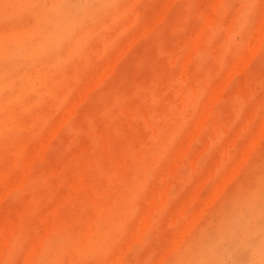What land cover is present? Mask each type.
<instances>
[{"label": "rangeland", "instance_id": "obj_1", "mask_svg": "<svg viewBox=\"0 0 264 264\" xmlns=\"http://www.w3.org/2000/svg\"><path fill=\"white\" fill-rule=\"evenodd\" d=\"M38 253L264 264V0H0V264Z\"/></svg>", "mask_w": 264, "mask_h": 264}, {"label": "snow or ice", "instance_id": "obj_2", "mask_svg": "<svg viewBox=\"0 0 264 264\" xmlns=\"http://www.w3.org/2000/svg\"><path fill=\"white\" fill-rule=\"evenodd\" d=\"M37 256H38V259L36 261V264H50V262H48L47 260L43 258V253H38Z\"/></svg>", "mask_w": 264, "mask_h": 264}, {"label": "bare ground", "instance_id": "obj_3", "mask_svg": "<svg viewBox=\"0 0 264 264\" xmlns=\"http://www.w3.org/2000/svg\"><path fill=\"white\" fill-rule=\"evenodd\" d=\"M259 38V37H258ZM257 44V43H256ZM261 44V43H260ZM249 46V45H248ZM256 46V45H255ZM251 48V47H250ZM250 48H249V50H250ZM253 48V47H252ZM248 51V50H247ZM253 52V51H252ZM247 53V52H246ZM249 58V57H248ZM248 58H247V60H248ZM88 233V232H87ZM260 257H262V254H260ZM32 261V260H31ZM30 261V262H31Z\"/></svg>", "mask_w": 264, "mask_h": 264}]
</instances>
